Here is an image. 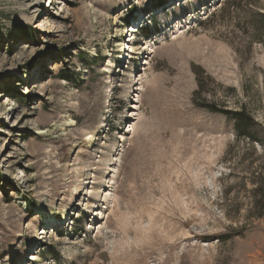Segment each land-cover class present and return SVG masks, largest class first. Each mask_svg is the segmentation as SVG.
Here are the masks:
<instances>
[{
    "label": "rangeland",
    "instance_id": "obj_1",
    "mask_svg": "<svg viewBox=\"0 0 264 264\" xmlns=\"http://www.w3.org/2000/svg\"><path fill=\"white\" fill-rule=\"evenodd\" d=\"M258 11L0 0V264H264Z\"/></svg>",
    "mask_w": 264,
    "mask_h": 264
},
{
    "label": "trees",
    "instance_id": "obj_2",
    "mask_svg": "<svg viewBox=\"0 0 264 264\" xmlns=\"http://www.w3.org/2000/svg\"><path fill=\"white\" fill-rule=\"evenodd\" d=\"M249 16H250L249 19L251 20V23L254 24L253 29H255V28L257 29V25H258L259 29L264 30V12L258 11V12L250 14ZM144 35L146 36L147 34L144 33ZM198 84L201 88V84L199 81H198ZM200 106L203 108H206L207 110H210L212 112L223 113L227 119L232 121L233 129H234V132H235L237 138H241V137L245 138L246 137V138H249L253 141L255 140L259 143V145H261V147L264 148V141L262 139H260L258 136H256L255 128L253 129L254 121H253L252 117L250 116V114L248 113V111L244 107H240L238 109H224V110H222V109H217L216 106H214L213 104H209V103H204ZM261 133L264 134V131ZM256 193H257L256 197L259 196L258 198L260 199L261 194H259L258 191ZM255 205L258 206V200H256ZM263 211H264V203L260 207V213L258 216H261ZM220 238L222 240H225V239L229 238V236L228 235H221Z\"/></svg>",
    "mask_w": 264,
    "mask_h": 264
},
{
    "label": "bare ground",
    "instance_id": "obj_3",
    "mask_svg": "<svg viewBox=\"0 0 264 264\" xmlns=\"http://www.w3.org/2000/svg\"><path fill=\"white\" fill-rule=\"evenodd\" d=\"M46 13V12H45ZM142 13L143 12H140L139 14H140V16H139V18H137V21L140 19V17H142L141 15H142ZM43 15V14H42ZM22 18H23V21H27V22H30L31 20H33V19H35V17L34 16H32V17H28L27 15H23L22 16ZM45 24H48V21H46L45 19H41V20H38L37 22H36V28H38V29H42V27H44L45 26ZM133 31V30H132ZM131 37V36H130ZM129 37V38H130ZM133 49H131L130 48V52L132 51ZM122 62V61H121ZM4 118H5V116H4ZM3 118V119H4ZM129 119V118H128ZM63 219H65V217L63 218ZM63 219L61 220V222L63 221ZM59 221V220H58ZM58 221H53V219H52V221H51V217H49V219L48 218H44V222H45V224H57V223H59ZM43 222V223H44ZM44 224V225H45ZM68 233V232H67Z\"/></svg>",
    "mask_w": 264,
    "mask_h": 264
}]
</instances>
